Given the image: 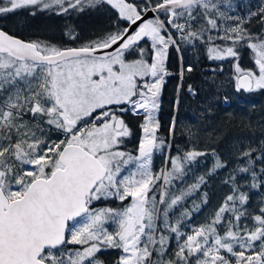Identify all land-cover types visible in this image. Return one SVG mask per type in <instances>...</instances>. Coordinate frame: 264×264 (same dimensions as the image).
<instances>
[{
    "label": "snow or ice",
    "instance_id": "obj_1",
    "mask_svg": "<svg viewBox=\"0 0 264 264\" xmlns=\"http://www.w3.org/2000/svg\"><path fill=\"white\" fill-rule=\"evenodd\" d=\"M237 7L0 0V18L105 10L112 20L85 41L69 26L70 44L0 27V264H264V139L239 141L229 160L199 143L198 128H181L173 115L165 136L159 119L173 58L179 111L184 74L193 71L184 65L189 49L218 62L213 86L227 62L235 92L264 91V0L244 14ZM245 50L251 67L241 64ZM187 92L198 95L191 84ZM128 114L140 118L133 149ZM217 177L224 192L213 207L205 189Z\"/></svg>",
    "mask_w": 264,
    "mask_h": 264
},
{
    "label": "trees",
    "instance_id": "obj_2",
    "mask_svg": "<svg viewBox=\"0 0 264 264\" xmlns=\"http://www.w3.org/2000/svg\"><path fill=\"white\" fill-rule=\"evenodd\" d=\"M234 3L238 5L237 11L244 14L245 5L258 3V0H234ZM109 21L111 20L109 19ZM109 21L103 22L101 32L110 28L112 22ZM26 22L24 26L17 27L9 18H0V27H4L6 31L24 38L41 39L42 36L43 40H50L56 44L71 43L68 41L67 36L59 30L44 33L40 30L41 34L36 33L33 26L38 27L39 24L30 16H28ZM43 22L45 23L46 20H41V23ZM77 25L81 41L95 36L93 34L95 28L92 24L83 27L81 21H78ZM190 62L193 65V71L184 74V87L179 92V111L174 112V104L178 96L177 85L181 81L179 79V61L174 58L170 61V70L173 75L168 78L165 84V92L161 102V113L159 115L161 133L165 136L168 134L169 122L175 115L181 128L191 126L200 130L199 143L201 145L215 148L217 152L229 160H232L234 146L239 141L264 139V91L253 93L235 92L229 82L231 65L227 62L224 65V72H218L215 76L216 86L210 84L208 81L213 76L212 69L217 67L218 62L209 61L203 50L193 52L189 49L186 51L184 65L187 66ZM189 84L198 90L197 96L193 97L188 94L187 85ZM224 96L229 98L227 104L223 101ZM209 107L211 111L206 112L205 109ZM175 143L183 147L188 143V139L185 135L178 133ZM162 162L161 156L158 155L156 157L158 167L161 166ZM211 164L212 158L209 157L206 163L199 166L197 174H203ZM205 190L208 192L211 205L214 207L224 192L220 185V178L210 179ZM194 198L199 202L198 194ZM188 207L191 208V201L188 202ZM209 210L205 209L203 215L194 217V219L197 221L203 220L204 215Z\"/></svg>",
    "mask_w": 264,
    "mask_h": 264
},
{
    "label": "rangeland",
    "instance_id": "obj_3",
    "mask_svg": "<svg viewBox=\"0 0 264 264\" xmlns=\"http://www.w3.org/2000/svg\"><path fill=\"white\" fill-rule=\"evenodd\" d=\"M28 14L26 11H22L20 13L17 14H10L7 18H9L13 24H16L17 27H21L24 26L25 23H27V19H28ZM34 21L37 20V24L40 25L41 20H46V22L41 23V25L38 27L33 26V29L35 30L36 33L41 34L43 31L44 32H54V31H61L62 34L65 33L66 29L69 26H72L76 29V31L78 32V17H63V16H57L54 14H47V13H37V15L35 16H30ZM58 28V29H57ZM41 30V31H40ZM40 33H39V32ZM45 35V34H44ZM65 35V34H64ZM41 39H43V37L41 36ZM247 55V56H246ZM241 64L242 66L245 67H251L252 66V59H251V54L245 50L244 52H242L241 54Z\"/></svg>",
    "mask_w": 264,
    "mask_h": 264
},
{
    "label": "flooded vegetation",
    "instance_id": "obj_4",
    "mask_svg": "<svg viewBox=\"0 0 264 264\" xmlns=\"http://www.w3.org/2000/svg\"><path fill=\"white\" fill-rule=\"evenodd\" d=\"M109 19L111 20V14H110V12L105 11V10H101L98 12H92V13H88V14H82V15L78 16V21H81L83 27H86L87 24H92V26L95 28V30L93 31V34H95V35L101 33V27H102L103 22L109 21ZM35 22H37V20H35ZM109 22H112V20ZM164 90H165V87H164ZM164 90H163V94L161 96V102H162V98H163V95L165 92ZM126 120L129 122L130 126L134 130V136L128 142V148L133 149L136 146L138 138H139L138 124L140 123V118L137 116H135V117L130 116L128 114L126 116ZM160 123H161V121H160ZM154 165L156 167H158V163H156V158L154 161ZM193 199H195V198L193 197ZM113 255H114V253H113Z\"/></svg>",
    "mask_w": 264,
    "mask_h": 264
}]
</instances>
